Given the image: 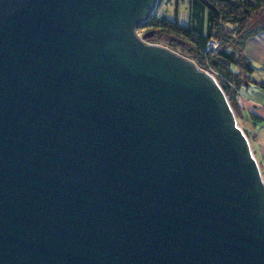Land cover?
<instances>
[{"label": "water", "instance_id": "95a60500", "mask_svg": "<svg viewBox=\"0 0 264 264\" xmlns=\"http://www.w3.org/2000/svg\"><path fill=\"white\" fill-rule=\"evenodd\" d=\"M159 1L0 0V264H264L227 97L137 34Z\"/></svg>", "mask_w": 264, "mask_h": 264}, {"label": "trees", "instance_id": "16d2710c", "mask_svg": "<svg viewBox=\"0 0 264 264\" xmlns=\"http://www.w3.org/2000/svg\"><path fill=\"white\" fill-rule=\"evenodd\" d=\"M155 12L139 26L138 36L148 42V35L157 32L169 39L165 47L216 79L237 117L236 90L252 73L244 45L248 38L264 34V0H188L187 25L159 19ZM211 40L218 42V48L206 52Z\"/></svg>", "mask_w": 264, "mask_h": 264}, {"label": "crops", "instance_id": "0c3cea01", "mask_svg": "<svg viewBox=\"0 0 264 264\" xmlns=\"http://www.w3.org/2000/svg\"><path fill=\"white\" fill-rule=\"evenodd\" d=\"M244 55L252 73L236 90V116L249 136L251 151L264 178V34L246 40Z\"/></svg>", "mask_w": 264, "mask_h": 264}, {"label": "rangeland", "instance_id": "374dc122", "mask_svg": "<svg viewBox=\"0 0 264 264\" xmlns=\"http://www.w3.org/2000/svg\"><path fill=\"white\" fill-rule=\"evenodd\" d=\"M188 0H160L156 8V16L162 20H177L180 24L187 25L188 22ZM149 40H143L149 44H157L164 46L168 40L166 37L159 35L157 32L148 35ZM165 47V46H164ZM237 99H235L236 101ZM237 124L241 129L243 125L236 117ZM247 133V132H246ZM263 178V177H262ZM264 180V178H263Z\"/></svg>", "mask_w": 264, "mask_h": 264}, {"label": "built area", "instance_id": "2783aa9c", "mask_svg": "<svg viewBox=\"0 0 264 264\" xmlns=\"http://www.w3.org/2000/svg\"><path fill=\"white\" fill-rule=\"evenodd\" d=\"M217 48H218V42L211 40L207 43L206 52H209L210 50H217ZM234 98L237 99V94Z\"/></svg>", "mask_w": 264, "mask_h": 264}]
</instances>
